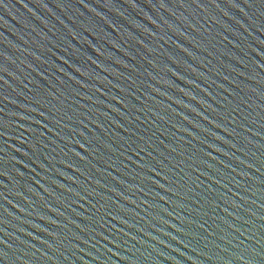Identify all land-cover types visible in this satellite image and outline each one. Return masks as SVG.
Instances as JSON below:
<instances>
[{
	"label": "water",
	"instance_id": "1",
	"mask_svg": "<svg viewBox=\"0 0 264 264\" xmlns=\"http://www.w3.org/2000/svg\"><path fill=\"white\" fill-rule=\"evenodd\" d=\"M0 264H264V0H0Z\"/></svg>",
	"mask_w": 264,
	"mask_h": 264
}]
</instances>
